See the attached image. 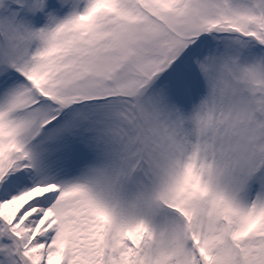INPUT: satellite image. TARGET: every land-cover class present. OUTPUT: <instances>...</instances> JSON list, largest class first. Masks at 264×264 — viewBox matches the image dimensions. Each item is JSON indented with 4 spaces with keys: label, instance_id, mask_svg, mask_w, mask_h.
<instances>
[{
    "label": "snow or ice",
    "instance_id": "obj_1",
    "mask_svg": "<svg viewBox=\"0 0 264 264\" xmlns=\"http://www.w3.org/2000/svg\"><path fill=\"white\" fill-rule=\"evenodd\" d=\"M0 264H264V0H0Z\"/></svg>",
    "mask_w": 264,
    "mask_h": 264
}]
</instances>
